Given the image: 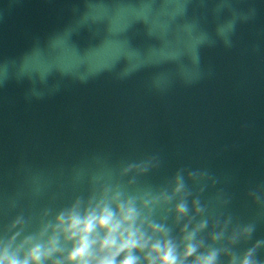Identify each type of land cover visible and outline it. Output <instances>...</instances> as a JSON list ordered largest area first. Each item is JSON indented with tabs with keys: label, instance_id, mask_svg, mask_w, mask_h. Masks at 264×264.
Masks as SVG:
<instances>
[{
	"label": "water",
	"instance_id": "95a60500",
	"mask_svg": "<svg viewBox=\"0 0 264 264\" xmlns=\"http://www.w3.org/2000/svg\"><path fill=\"white\" fill-rule=\"evenodd\" d=\"M105 185L264 240V0H0V238Z\"/></svg>",
	"mask_w": 264,
	"mask_h": 264
},
{
	"label": "clouds",
	"instance_id": "9594fccd",
	"mask_svg": "<svg viewBox=\"0 0 264 264\" xmlns=\"http://www.w3.org/2000/svg\"><path fill=\"white\" fill-rule=\"evenodd\" d=\"M136 166L129 164L125 171ZM177 180L179 191L184 187L183 177ZM137 199L119 186L105 185L87 199L77 197L52 219H46L52 214L46 210L35 231L26 233L27 221L17 216L7 228L11 235L0 238V264H221L222 252L228 253L227 264H264L257 255L264 240L239 253L219 248L215 242L222 233L212 234L213 243L198 239L208 227L207 220L194 227L184 224L177 237L172 227L154 219L152 209L138 207ZM174 211L179 224L189 209L180 203ZM196 211L203 212V208ZM254 230V225L245 226L247 239ZM232 243H237V237Z\"/></svg>",
	"mask_w": 264,
	"mask_h": 264
}]
</instances>
